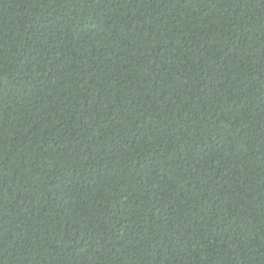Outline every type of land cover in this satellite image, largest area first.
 <instances>
[{
	"label": "trees",
	"instance_id": "trees-1",
	"mask_svg": "<svg viewBox=\"0 0 264 264\" xmlns=\"http://www.w3.org/2000/svg\"><path fill=\"white\" fill-rule=\"evenodd\" d=\"M0 264H264V0H0Z\"/></svg>",
	"mask_w": 264,
	"mask_h": 264
}]
</instances>
